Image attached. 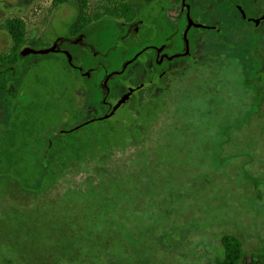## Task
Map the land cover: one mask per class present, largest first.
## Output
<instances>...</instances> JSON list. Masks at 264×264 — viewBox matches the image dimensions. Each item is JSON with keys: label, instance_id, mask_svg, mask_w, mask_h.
Returning <instances> with one entry per match:
<instances>
[{"label": "rangeland", "instance_id": "1", "mask_svg": "<svg viewBox=\"0 0 264 264\" xmlns=\"http://www.w3.org/2000/svg\"><path fill=\"white\" fill-rule=\"evenodd\" d=\"M65 1L0 0V54L12 44L3 28L12 17L26 24L23 51L35 49L31 41L47 48L65 38L79 7ZM111 2L127 3L133 15L102 16ZM187 2L192 19L208 29L189 30L198 40L177 73L148 84L153 53L146 52L110 79L111 101L139 87L131 99L63 135L87 163H63L43 180L41 158L27 150L32 159L10 174L3 152L19 102L0 104V264H216L225 234L242 242L239 264H264V19L255 26L242 20L227 0ZM233 2L247 17H264V0ZM85 14L102 17L85 27L80 45L62 46L81 77L63 54L21 58V93L31 107L19 115L39 124L33 145L41 152L49 132L108 112L102 82L138 50L165 41L169 52L185 48L181 0H87ZM90 85L97 92L88 97ZM133 120L137 134L127 143ZM107 138L114 178L93 173Z\"/></svg>", "mask_w": 264, "mask_h": 264}, {"label": "trees", "instance_id": "2", "mask_svg": "<svg viewBox=\"0 0 264 264\" xmlns=\"http://www.w3.org/2000/svg\"><path fill=\"white\" fill-rule=\"evenodd\" d=\"M64 2L65 0H59ZM78 2V13L72 24L69 26V31L74 33V35L79 34L82 32L86 26L92 21H99L102 16H120L122 18L129 19L131 15H133V9L124 2H111L112 8H104L103 15H96L93 18L87 17L85 14L86 3L87 0H75ZM147 2L150 5H154L157 0H140ZM174 2H179L180 0H172ZM87 20L86 25L83 21ZM88 24V25H87ZM3 28L9 33L11 36L12 44L8 53L0 54V70L3 67L10 66L12 69L10 71L1 73L0 74V104L5 101H9L10 104L15 102H19L16 110L12 113L11 117L8 121V140H7V147L4 150V162L8 163V172L12 174L14 170L18 167V164L27 163L32 158L36 160L37 158H41L42 169L46 170V174L43 176V180L51 179L54 176V172H56V167L60 166L63 163L71 161V163H87L80 155V150H74V144L70 142V140H65V134L75 131L79 127H84L86 125L91 124L95 120L98 119H89L77 126L70 127L68 129L59 130V131H52L48 133L49 142L43 152L40 149L33 145V140L38 138V131L41 130L39 124L36 123V120L31 116L23 117L20 116L23 111L29 109L31 104L27 103L29 98L24 97L25 95L21 93V82L23 77V68L25 65L21 62V58L24 56L26 57V52L23 51L21 48L25 43V34H26V24L25 21L19 17H12L7 19L4 24ZM32 46L36 49L41 47L39 41H31ZM34 54L29 53L28 57L33 56ZM48 55V54H46ZM88 58H92L94 53H88ZM67 61V60H66ZM134 63V62H133ZM131 63L128 65L125 71H127L130 66L133 64ZM67 67L68 63L65 64ZM31 68V67H30ZM29 68V69H30ZM28 69V70H29ZM121 69V68H120ZM178 70L174 71L173 73H177ZM254 71V70H253ZM77 75L81 77L80 73L76 71ZM124 75V73L117 76L118 78ZM111 79V78H110ZM109 79V80H110ZM114 79V78H112ZM90 80V79H86ZM19 81V82H18ZM111 81H108L111 84ZM90 82V81H89ZM13 88V92L11 90ZM10 92V93H9ZM97 92L95 86L90 85L88 87V97H91ZM112 88L110 87V93L107 96V99H111L115 96V93L112 95ZM24 97V98H23ZM74 103V102H73ZM131 123V125H129ZM130 123H126V130H125V138L130 135L136 136L137 131L133 133V128L138 127L136 124V120H133ZM139 130V128H137ZM22 136L20 140L18 137ZM29 138V139H28ZM32 143L33 146L30 144ZM115 148L112 142H109V138L104 140V146L102 147L101 151L99 152L98 162L95 164L96 169L93 170L95 175H99L101 173L104 174L107 178H114L112 175V169H110L108 162L109 158L111 157V153L109 149ZM30 151L32 154V158L30 160L26 157V152ZM73 152H75L76 157H73ZM102 156V157H101ZM33 160V161H34ZM108 165V167H106ZM55 169V170H54ZM69 170H67L68 172ZM73 171V170H72ZM87 171V170H86ZM85 171V172H86ZM71 172V171H70ZM75 176V174H74ZM84 176V175H83ZM86 176H84L85 178ZM221 245L223 247V256L216 260V264H239L243 257V246L242 242L239 237L231 234H225L221 236ZM7 264H23L19 262L9 261Z\"/></svg>", "mask_w": 264, "mask_h": 264}, {"label": "flooded vegetation", "instance_id": "3", "mask_svg": "<svg viewBox=\"0 0 264 264\" xmlns=\"http://www.w3.org/2000/svg\"><path fill=\"white\" fill-rule=\"evenodd\" d=\"M187 1L188 0H184V3H183V0H181V8L185 9V15H187V6L189 7V16H190V19L192 20V25L190 26L189 30L191 28L198 29V30L208 29L207 26L205 27L203 24L198 23V22L194 21V19H192L191 15H190V5H189V3ZM216 1L219 2V1H223V0H216ZM65 2L66 1H64L63 3H65ZM142 2H144V1H142ZM145 3H147V2H145ZM227 3L230 6H233L237 10V12H238V14H239V16L241 17L242 20L247 21V22H251L254 26L257 25L260 20L264 19V17H261L260 19L259 18H252L250 16L247 17V15H246L245 11L243 10V8L239 4L234 3L233 0H227ZM150 6H152V5H150ZM151 11L152 10H150V12H147V14L149 15V17H154L153 16L154 15L153 12H151ZM86 22H87V20L83 21V23L85 25H86ZM138 22L139 23L137 25V28H135L136 26H134V25H132V26L129 25L128 33L131 30H133V31H137L138 30V26L140 25L141 21H138ZM186 26H187V16H186ZM189 30H188V32H189ZM188 32H187V39H188V44H189V54L186 55V56H177V57H174L171 60L168 59L167 56H171V55H174V54H180V53L183 52V51L182 52L181 51L169 52L168 49L170 47H172V44H170L169 41L168 42L165 41V42H163L161 44H149V45H146L142 49L138 50L135 53V54H137L138 52H140L139 56L133 62H135L136 60H139L148 51H151L153 53V56H152V58L150 60V63H149V66H150V71H149L150 80L148 81V84H151L154 80H155L156 84H158V85L159 84H161V85L164 84V79L166 78V76L169 75V74H172L174 71L178 70L181 67V63L183 62V60L185 58L190 57V55H191L190 49H191V46H192L191 44L197 42L198 38L189 37L188 36ZM183 33H184V31H183ZM253 33H255V32H253ZM215 34L218 36V32L217 31L215 32ZM84 35L85 34L83 32H80L79 34L76 35V37H74L75 36L74 33L70 32L68 30L67 36L65 38H62L61 36H57L56 37L55 41L52 42V46H54V51L49 52L47 54H63L64 57H66V59H67V54L66 53H68V51L66 49L62 48V46L64 44L71 45V46H78L82 42V40L84 38ZM132 35H134V34H132ZM182 40H183V34H182ZM183 43H184V40H183ZM184 47H185V44H184ZM47 48H49V47H47ZM36 49H42V48H36ZM67 63H68V66H69V67L66 66L67 68L76 69L77 71H79L80 67L76 66V65H74L72 63V58H71V61H67ZM10 69H12L10 66L3 67V69L0 70V74L1 73L4 74L5 72H8V71H10ZM259 69H260L259 67L254 68L253 69L254 71H252V72L257 74L259 72ZM80 74H82V73H80ZM5 75H7V73H5ZM108 88H109L108 93L105 92V94H104V96L102 97V100H101V103L103 105L107 106V111L108 112L105 113L103 116H98V117H94V118H91V119L108 118L109 116H111L109 114L112 111L113 106L117 103V101L121 98V96L123 94H125L126 92H128L130 89H132V92H131V94L129 96V99H127L124 102V103H126L128 100L131 99V97L134 95V93L138 90L139 87H136V88L127 87L128 89H127V91L125 93H122L121 95H118V97L116 99L112 100V101L110 99L107 100V96L110 93V87L108 86ZM123 104H121V105H123ZM105 115H109V116L105 117Z\"/></svg>", "mask_w": 264, "mask_h": 264}, {"label": "water", "instance_id": "4", "mask_svg": "<svg viewBox=\"0 0 264 264\" xmlns=\"http://www.w3.org/2000/svg\"><path fill=\"white\" fill-rule=\"evenodd\" d=\"M184 3V0H183ZM187 26L184 30L183 33V40H184V44H185V48L184 51L180 54H174L171 56H167L168 59H173L174 57L177 56H186L189 53V44H188V39H187V32L190 28V26L192 25V20L190 19L189 16V7L187 6ZM138 23H135V26H137ZM54 51V46H51L49 48H42V49H26L25 52L26 53H32V54H47L49 52ZM67 54V59L68 61H71V55L69 53ZM140 52H138L137 54H135L131 59L127 60L124 62V64L122 65V68L118 71H112L109 74H107L102 82V86L103 88H105V92L108 93L109 88H108V81L109 79L113 76V75H117V74H122L125 69L127 68L128 65H130L138 56H139ZM132 92V89H130L128 92H126L125 94H123L121 96V98L117 101V103L113 106L112 111L110 112L109 115H112L119 107L121 104H123L127 99H129V96ZM109 115H105V117H108Z\"/></svg>", "mask_w": 264, "mask_h": 264}]
</instances>
